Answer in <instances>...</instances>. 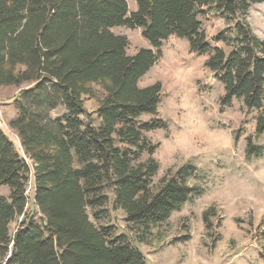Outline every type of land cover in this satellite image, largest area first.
Masks as SVG:
<instances>
[{"label": "trees", "instance_id": "1", "mask_svg": "<svg viewBox=\"0 0 264 264\" xmlns=\"http://www.w3.org/2000/svg\"><path fill=\"white\" fill-rule=\"evenodd\" d=\"M262 2L135 0L129 12L126 0H0V88L18 90L9 127L23 152L0 129V187L8 189L0 195V264H147L126 235L89 218L103 217L109 191L143 243L199 194L189 184L191 164L153 185L157 145L145 135L167 125L140 118L157 115L162 88L139 82L163 42L185 39L192 53L208 55L205 64L224 88L222 104L238 100L256 111L255 133H264V39L236 23L232 38L213 37L224 48L211 47L200 22L211 8L227 20ZM116 27L139 29L151 49L128 55L127 38L111 32ZM84 96L97 102V125ZM59 108L64 113L52 117ZM255 149L249 137L247 151ZM30 175L38 216L27 209Z\"/></svg>", "mask_w": 264, "mask_h": 264}, {"label": "rangeland", "instance_id": "2", "mask_svg": "<svg viewBox=\"0 0 264 264\" xmlns=\"http://www.w3.org/2000/svg\"><path fill=\"white\" fill-rule=\"evenodd\" d=\"M126 2L129 12L136 9L135 0ZM200 22L211 47L224 48L213 37L223 32L232 38L236 23H246L257 38L264 39V2L251 5L239 18L227 20L211 8ZM111 32L127 38L128 55L151 49L139 29L116 27ZM207 59L208 55L192 53L185 39L171 36L163 42L159 60L139 82L140 87L160 83L162 88L157 115L140 118L142 122L161 119L167 125L145 135L151 145H157L152 158L159 170L153 185L169 171L191 164L195 175L189 184L199 194L174 211L166 223L152 228L143 243L135 241L124 213L114 208L111 192L107 191L105 214L99 221L89 212L95 225H111L117 234L126 235L147 264H264V133H255L256 111L247 110L238 100L222 104L224 88L206 66ZM95 91L99 93L97 88ZM17 92L14 87L0 88V129L23 156L9 127ZM83 101L88 117L97 125L96 100L84 96ZM63 113L59 108L51 116ZM249 137L258 153L256 149L247 151ZM147 158L144 155L141 160ZM0 195L7 196L8 189L0 187ZM26 196L28 211L38 216L32 175ZM185 236L187 241L179 240Z\"/></svg>", "mask_w": 264, "mask_h": 264}]
</instances>
